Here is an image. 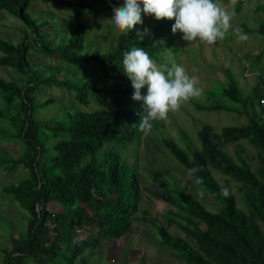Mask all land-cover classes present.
<instances>
[{
    "label": "trees",
    "instance_id": "16d2710c",
    "mask_svg": "<svg viewBox=\"0 0 264 264\" xmlns=\"http://www.w3.org/2000/svg\"><path fill=\"white\" fill-rule=\"evenodd\" d=\"M32 1L0 0V10L18 16L31 29L17 44L0 37V67L15 69L25 81L20 84L0 77L5 115L8 114L5 119L10 116L13 126L9 137L24 146L22 156L2 160L0 165L10 164L11 170L22 166L27 171L24 179L6 186L4 192L28 213L25 233L13 237L11 247L2 250L3 264H83L86 248L98 247L105 238H122L132 230L135 219L147 218L140 209L142 185L138 169L119 151L144 134L138 127L143 109L141 105L136 107L139 101L132 99L134 89L123 73V53L132 47H143L153 59L167 50H177L176 35L171 30L175 21L155 19L156 25L146 34L120 33L108 52L85 51L88 26L80 22L66 42L52 48L42 41L41 25L27 11ZM41 1L67 5L78 19L84 11L97 18L105 12L113 15V8L124 3ZM253 1L256 13H264V0H237L235 11L240 12ZM243 32L264 37V22L256 28L244 24ZM30 35L34 36L33 44ZM32 45L64 62L88 63L95 71L81 83L69 84L68 79L49 76L41 79L30 60ZM252 58L254 63H262L260 80L252 92L245 93L229 69L227 82L221 83L226 102H195L197 109L245 115L247 124L226 126L221 132L205 124L199 131L201 149L189 145L192 157L173 139H163L166 149L187 170L200 169L193 178L196 182L200 179L199 184L220 205V210L214 212L201 198L190 196L176 184L169 191L177 201L178 211L174 218L167 219L169 225L150 219L159 233L158 245L187 264H264V48ZM52 84L67 87L65 97L70 98L69 102L76 100L87 106L92 100L103 99L110 100L114 107L93 112H73L69 108L63 116L46 120L37 112L54 99L41 102L37 94L41 85ZM50 140L55 143L50 145ZM243 140L257 150L256 170L244 157V148L237 151V157L227 150L228 144ZM212 168L240 184L247 212L238 207L235 194L219 182ZM225 187L230 192L228 197L221 195ZM170 225L178 227L184 236L172 233Z\"/></svg>",
    "mask_w": 264,
    "mask_h": 264
},
{
    "label": "rangeland",
    "instance_id": "374dc122",
    "mask_svg": "<svg viewBox=\"0 0 264 264\" xmlns=\"http://www.w3.org/2000/svg\"><path fill=\"white\" fill-rule=\"evenodd\" d=\"M220 3L227 10H232L229 0H220ZM255 4V1L250 4L246 3L240 12L235 11V16L231 21L233 29L244 30V24L256 28L261 22H264V13H256ZM27 11L41 25L39 35L42 41L49 43L52 48H57L66 42L76 32L73 29L80 22L88 26L85 31L86 52L96 49L108 52L116 45L120 34L110 22L113 16L111 13L105 12L97 18L88 11H84L82 17L78 19L69 6L53 2L45 3L41 0H33ZM142 19L143 24L136 25L129 32L146 34L145 29L148 30L147 33L151 32L156 25L155 18L142 13ZM26 31L31 33V29L18 16L6 10H0L1 38L17 44L22 40ZM175 35L178 49L167 50L153 59L161 70L170 68L173 63H176L183 65L190 76H198L200 81L198 86L203 90L202 95L184 103L179 111L170 112L167 120L154 122L151 132L144 133L136 143L119 149L123 159L138 169L142 185L140 209L141 212L146 213L147 218L146 220L135 219L132 230L123 238H105L98 247L86 248L82 254V257L85 258L84 261H81L83 264H187L185 261L175 258L171 250L158 245L159 233L150 222V219H154L169 225L167 219L174 218V213L178 211L177 201L169 188L173 189L176 184L182 187L187 194L196 198H201L197 193L203 190L204 195L201 201L205 206L214 212L220 210L217 209L220 205L215 199L193 177L189 178L187 169L166 149L163 139H173L192 157L190 152L192 148L189 145L201 149L199 131L205 124L212 125L217 132H221L226 126L247 124L248 118L245 115L225 110L197 109L195 102L204 105L226 102L222 98L223 85L221 83L227 82L229 69L236 74L241 89L245 93L252 92L260 80V73H262V63H254L252 55L263 50L264 37L249 32V39L240 42L233 34V30L230 29L224 40H218L214 45H208L198 40L189 43L183 40V34L180 32H176ZM33 38L34 36L30 35L32 44ZM30 60L33 70H37V76L41 79L49 76L64 81L68 79V83H81L95 71L93 66L88 63L64 62L59 56H50L35 48L34 45L30 50ZM0 77L6 80H16L20 84L25 82L23 81L24 77L22 78L11 67H0ZM261 84L264 86V83ZM66 88L65 86L59 87L57 84L40 86L37 94L38 99L41 102L54 99V102H51L43 110H39L37 112L39 117L46 120L57 118L58 115L63 116L69 108L73 112H93L114 107L110 100L103 99L92 100L87 106L76 100L73 103L69 102L70 98L65 97ZM146 94L147 86L142 92V95ZM142 104L143 101H139L135 106H142ZM5 108L6 103L0 91V163L2 160L6 159L8 162L11 158H17L24 154V146L16 138L9 137L10 131L13 132V126L10 116L9 120L5 119L8 115H5ZM54 143L55 140L49 141L50 145ZM241 148L245 150L244 157L256 170L259 167V160L254 146L246 140L227 145V150L235 157ZM10 167V164L0 165V264H3L2 250L10 248L13 237L19 238L27 228L28 213L4 192L6 186L17 184L24 179L27 176V171L22 166H18L14 170H11ZM212 173L222 185L232 190L236 196L238 207L247 212V205L239 190L240 184L214 168H212ZM143 213L140 215H144ZM169 229L174 234L184 236V233L174 225H170ZM79 234L81 235L82 232Z\"/></svg>",
    "mask_w": 264,
    "mask_h": 264
},
{
    "label": "clouds",
    "instance_id": "9594fccd",
    "mask_svg": "<svg viewBox=\"0 0 264 264\" xmlns=\"http://www.w3.org/2000/svg\"><path fill=\"white\" fill-rule=\"evenodd\" d=\"M229 4L231 11L222 7L220 0H124L122 6L113 8L110 22L121 34L128 35L136 25L143 24V13L157 21L174 20L172 32L182 33L183 40L189 43L198 40L214 45L218 40H224L230 29L240 42H245L249 39L248 34L242 29H233L231 23L237 0H229ZM147 31L145 29V33ZM122 63L123 73L134 89L132 99L143 101L138 127L145 134L151 132L154 122L167 120L170 112L179 111L184 103L202 95L198 76H190L183 65L176 63L161 70L143 47L125 51ZM145 86L147 94L142 95ZM199 170L188 169L189 178ZM197 183L202 181L197 179ZM197 195L203 198V190ZM221 195L228 197L230 192L225 187L221 189Z\"/></svg>",
    "mask_w": 264,
    "mask_h": 264
},
{
    "label": "crops",
    "instance_id": "0c3cea01",
    "mask_svg": "<svg viewBox=\"0 0 264 264\" xmlns=\"http://www.w3.org/2000/svg\"><path fill=\"white\" fill-rule=\"evenodd\" d=\"M129 233V232H128ZM125 236H127V234L125 235ZM123 238V237H122Z\"/></svg>",
    "mask_w": 264,
    "mask_h": 264
},
{
    "label": "built area",
    "instance_id": "2783aa9c",
    "mask_svg": "<svg viewBox=\"0 0 264 264\" xmlns=\"http://www.w3.org/2000/svg\"><path fill=\"white\" fill-rule=\"evenodd\" d=\"M263 102H264V100H263Z\"/></svg>",
    "mask_w": 264,
    "mask_h": 264
}]
</instances>
